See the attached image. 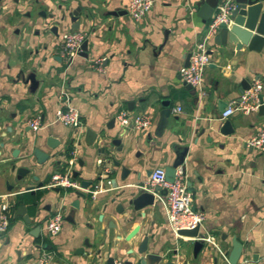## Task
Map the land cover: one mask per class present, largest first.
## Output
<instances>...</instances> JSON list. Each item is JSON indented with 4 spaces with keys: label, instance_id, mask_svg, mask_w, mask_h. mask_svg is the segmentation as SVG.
Listing matches in <instances>:
<instances>
[{
    "label": "crops",
    "instance_id": "crops-1",
    "mask_svg": "<svg viewBox=\"0 0 264 264\" xmlns=\"http://www.w3.org/2000/svg\"><path fill=\"white\" fill-rule=\"evenodd\" d=\"M129 3L2 2L0 207L9 204L11 224L6 232L0 231V264H37L44 253L52 254L51 264H110L111 259L113 264H141L139 248L146 237L149 250L144 255L161 257L153 264H229L224 255L231 253L234 237L244 246L241 264L253 263L255 255L257 264H264V153L247 146L264 128V115L256 110L222 119L229 104L243 96L244 81L252 86L260 80L264 86V47L250 49L249 44L233 45L228 39L218 45L220 28L209 40L211 63L204 86L194 87L195 92L185 85L181 70L222 5L211 11L204 0H154L152 11L137 22L128 14ZM79 7L81 27L73 29L74 22L63 16ZM74 30L87 35L88 57L81 55L67 67L61 57L62 36ZM255 33L264 35L260 30ZM99 59L102 69L96 66ZM33 73L39 83L36 90L27 81ZM63 90L80 113L82 133L55 121L65 102ZM165 101L172 110L170 122L157 135ZM121 111L151 116L153 124L146 130L124 128L117 120ZM37 116L43 127L34 131L29 121ZM227 120L235 129L228 137L219 132ZM89 128L100 135L93 145L87 142ZM50 136L60 141L57 149L42 146L51 158L41 166L31 159L33 175L45 187L26 191L27 184L17 181L16 171ZM115 139L121 145H115ZM65 146L69 155L54 157ZM184 147L189 149L183 166L193 208L205 214L202 232L217 245L205 241L198 257L195 239L177 237L170 229L159 199L140 211L129 205L153 171L170 166ZM114 159L121 162L119 168ZM124 166L131 171L125 181ZM113 169L116 175H110ZM74 170L82 174L75 187L57 193L48 186L54 174ZM84 179L101 187L95 197L80 188ZM77 190L86 196H78ZM120 205L125 207L123 213L118 211ZM21 206L28 209L29 221L18 212ZM58 211L64 215L63 227L52 235L47 223Z\"/></svg>",
    "mask_w": 264,
    "mask_h": 264
},
{
    "label": "built area",
    "instance_id": "built-area-1",
    "mask_svg": "<svg viewBox=\"0 0 264 264\" xmlns=\"http://www.w3.org/2000/svg\"><path fill=\"white\" fill-rule=\"evenodd\" d=\"M154 0H130L128 6V14L137 22L142 21L152 11ZM235 8L233 0H227L219 7L212 23L210 24L207 36L200 41L191 54L190 65L181 70V76L185 83L195 88L204 86L205 74L208 65L211 63L209 54V40L213 37L221 25L229 23L231 13ZM87 40V35L79 31H69L62 36L61 57L67 67L73 64L76 58L81 56L83 52V44ZM103 59L96 61V66L102 69ZM263 82L256 80L251 88L237 100L232 101L222 113V119H227L237 112L249 114L256 111L261 106L260 97L263 91ZM204 93V92H203ZM61 97L64 98V105L61 106L55 114V121L67 127L75 128L82 133L83 125L79 111L71 105V98L68 91L63 90ZM181 111V109H179ZM117 120L124 128H133L137 130L149 129L153 124V118L148 115L132 116L128 111H121ZM29 126L34 131H39L43 127L42 117L37 116L29 121ZM247 146L264 153V128L261 129L254 137H252ZM72 162V161H71ZM152 177L149 178L146 188L148 190L160 186L167 191L166 194L157 193L158 199L163 203L167 213L168 224L170 229L177 237H180V230L194 229L205 221V214L196 211L193 208L194 197L187 184V177L184 166L177 168L174 182L170 183L166 179L164 168H157L153 171ZM77 184L72 181L71 171L65 173L54 174L49 183L50 188H69L75 187ZM101 191V187L95 186L89 189V192L95 197ZM0 231L6 232L10 228L11 217L9 212V204L4 203L0 207ZM64 215L62 211L56 212L47 223V230L50 234L56 235L62 230ZM182 237V236H181ZM204 241L216 245L212 237H205ZM217 246V245H216ZM227 259V255H224ZM52 254L44 253L37 264H51ZM114 264H124L116 261Z\"/></svg>",
    "mask_w": 264,
    "mask_h": 264
},
{
    "label": "water",
    "instance_id": "water-1",
    "mask_svg": "<svg viewBox=\"0 0 264 264\" xmlns=\"http://www.w3.org/2000/svg\"><path fill=\"white\" fill-rule=\"evenodd\" d=\"M227 0H204V6L206 4L210 5L211 11H214L218 8L219 5H223ZM2 2L3 0H0V9L2 7ZM235 4V8L233 9L231 13V20L229 23H224L221 25L220 33L216 36V43L218 45H221V43H225V40L228 39L229 42L233 45H240L242 43L244 44H249L250 49H256L260 50L264 47V35L261 33H255L253 35V32H256L257 30H260L262 33H264V0H233ZM82 8L78 9H73L68 12L67 15L63 16V19H66V17H70L71 21L74 22V27L73 29H79L80 26V12ZM113 15H117L118 13L113 12ZM41 15L43 17H46V13L42 12ZM52 31L54 33H58V27L54 26L52 28ZM83 52L82 56L88 57V51H89V41L86 40L83 44ZM191 54L190 53L187 56V61H186V66L189 67L190 65V59H191ZM211 54V52H210ZM28 82H31L33 90H36L38 87L39 83L38 80H36L35 74H31L28 79ZM187 85L188 89H192L195 92V88L190 85L185 83ZM242 90L241 94L244 95L247 90L251 88V84L247 81H244L242 83ZM260 103L261 106L259 107V113L261 115H264V99L260 97ZM164 109L161 113V118L157 128V135H162L165 129L168 126L169 121V116L171 114V107H170V102L165 101L163 103ZM230 120H227L219 129V132L225 136H230L235 133V129L232 125ZM10 131V130H9ZM99 134L98 132L93 131L92 129H87V142L90 144H94L98 139H99ZM152 140V139H151ZM37 143V141H36ZM113 143L116 145H121V140L120 139H115ZM60 141L56 139L53 136L47 137L43 142L40 143L39 147L35 148L33 150V153L27 156L25 160V166L19 167L16 171V166H12V172H17L16 173V179L19 182H23L27 184L26 191H30L32 193L36 192V190L43 189L45 187V184L43 182H39V177L36 175H33V167L34 164H32L31 159L34 157L36 163V166H41L44 165L50 158L51 155L47 152H45L42 149V146H47L50 149H57L59 147ZM41 146V147H40ZM188 147H184L182 151H179L177 153L175 161L170 165L165 168V173H166V179L168 182L172 183L174 182L175 175L177 168L180 166H183L185 163V159L187 154H188ZM101 152V151H100ZM67 153V154H66ZM15 155V154H14ZM65 155H69V147L65 146L63 151L59 152L57 155H54V157H62ZM15 157V156H14ZM70 157V156H69ZM58 164L61 165L62 161H58ZM79 165L81 167L84 166V162L82 160L79 161ZM113 165L116 168H119L121 166V162L118 160H113ZM131 174V171L127 167L122 168V176L121 179L125 181ZM81 172L78 170H74L72 173V181H75L80 177ZM110 175H116V170L113 169L110 172ZM28 178H31L28 180ZM98 180H102L101 177L98 178ZM9 185V184H8ZM94 185V181L90 180H82L80 184V188L82 190H89L92 188ZM190 186V191H192V187ZM9 190L13 188L11 185L8 186ZM57 193L61 192V188H54ZM77 195L80 197H85L86 194L84 191H76ZM157 193L160 194H166L167 191L165 189H162L160 186L155 187L154 189L148 190L146 187H141V189L138 192V195L135 196V198L131 199L129 201V205L134 208L135 211H140L146 207L153 206L157 203L158 197ZM18 212L25 216V219L29 221V216L27 215V210L26 207L21 206L18 208ZM125 210V207L123 205H120L118 207V211L123 213ZM37 231L40 230V227L36 229ZM180 235L185 238H191L195 239L194 241V251H195V256L198 257L199 254L202 252V250L205 248V234L202 232V226L198 225L194 229H183L179 231ZM34 235H37L34 233ZM148 243H149V238L146 237L143 242L141 243V246L139 248V253L142 256L140 259L141 264H148L152 263L154 261H157L158 263L161 261V257H158L157 255L154 254H147L144 255L148 249ZM243 251H244V246L243 244L236 238H233V247L231 250V253L228 256V263L229 264H241L242 262V256H243ZM253 263L251 264H257V261L259 260V257L257 255L253 256ZM113 260L111 259L109 261L110 264H113Z\"/></svg>",
    "mask_w": 264,
    "mask_h": 264
}]
</instances>
